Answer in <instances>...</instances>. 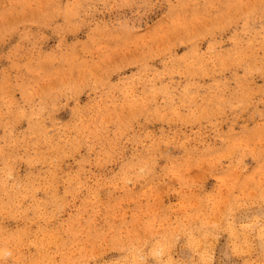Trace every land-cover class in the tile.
I'll use <instances>...</instances> for the list:
<instances>
[{"label":"rangeland","instance_id":"374dc122","mask_svg":"<svg viewBox=\"0 0 264 264\" xmlns=\"http://www.w3.org/2000/svg\"><path fill=\"white\" fill-rule=\"evenodd\" d=\"M225 3L219 0L218 7L223 10ZM8 7L9 0H0V11ZM134 12L139 13L141 30L113 33L101 42L106 51L116 49L104 89H85L71 99H61L57 111L45 112L39 119L28 115L0 119V144L15 139L20 155L27 148L28 158H36L13 166L23 198L18 202L3 198L7 209L0 211V257L9 258L14 247V264H106L119 255L113 247L120 234L133 241H149L169 264H264V246L258 238L264 228V120L253 115L254 109L238 119L226 112L218 117L215 131L207 120L145 123L143 118L132 122L127 131L125 120L145 98L152 99L153 89L160 91L165 85L177 106L181 100L188 103L182 90L190 83L197 85L191 89L196 96L193 108L212 107L221 95L233 100L253 92L258 93L253 98L259 99L264 93V72L241 80L244 68L225 63V70L220 71L217 61L215 73L193 76L185 72L153 80L166 64L183 69L191 61L231 56L238 49L229 38L239 25L206 34L203 25L210 21H194V17L215 15L204 0L179 4L173 0L171 5L167 0H137L131 9L113 10L94 19L108 21ZM41 31L45 38L36 34L33 39L43 52L51 49L50 62L39 65L45 74L65 73L76 57L84 58L88 27L57 35ZM18 39L14 36L10 43ZM16 75L9 72L7 79L0 78V87L24 106L21 92L12 87ZM165 99L163 94L156 95L149 109L164 107ZM260 108L264 110V105ZM186 111L181 109L182 114ZM117 113H123L120 120H116ZM161 128L181 140L194 137L188 150L161 145L153 152L151 176L122 183L126 169L139 165L135 154L144 155L128 138L136 141L146 133L160 137ZM118 130L123 132L119 139ZM0 167H4L2 161ZM169 169H174L170 177ZM134 217L140 218L135 226L122 232ZM195 228L201 231H190ZM176 237L179 242L168 247ZM190 237L198 242L195 251L185 246ZM225 255L231 260L226 262Z\"/></svg>","mask_w":264,"mask_h":264},{"label":"clouds","instance_id":"9594fccd","mask_svg":"<svg viewBox=\"0 0 264 264\" xmlns=\"http://www.w3.org/2000/svg\"><path fill=\"white\" fill-rule=\"evenodd\" d=\"M171 5L173 0H167ZM181 0H176L179 4ZM210 9L215 12L214 16L194 17L196 23H203L209 20L210 23L204 24L206 34L212 35L215 31H222L224 28L239 25L237 32L229 39L236 51L231 56L217 57V59H208L203 62H188L183 69L170 68L165 66L164 71L155 72L153 80L163 79L165 76L183 75L185 72L195 76L198 74L215 73L219 70H225V63L235 67L245 69V76L238 79L246 80L249 76L264 72V0H226L224 9L218 7L219 0H204ZM137 0H9V7L0 11V78L7 79L9 72H15L17 75L13 77L15 83L12 87L21 92L24 100V106L17 104L13 98L9 97L3 87H0V119L6 115L30 116L33 119H39L45 112L57 111L61 106V99H71L79 95L85 89L100 91L104 89L107 81L105 77L113 70L112 55L116 49L106 51L105 46L101 43L107 38H111L110 34L125 33L141 30V22L137 19L138 12L132 13L131 16H117L108 21H96L97 15L103 16L105 13H111L113 10L133 8ZM174 6V5H173ZM91 18V19H89ZM63 19V24L56 21ZM94 25V27L92 26ZM82 27H88L86 33L87 40L83 42L82 51L84 58H75L73 67L65 73L45 74L43 69L39 67L44 63L50 62L49 53L43 52L38 42L33 37L39 34L41 38H45L41 30H52L53 35H57L60 31L71 29L79 30ZM35 30V32H34ZM18 36L16 43H10L12 37ZM79 43V42H77ZM91 45L92 47H89ZM7 46V50L5 47ZM57 52L62 57L63 50L60 45H56ZM211 50V48H210ZM89 57L93 59L89 60ZM4 61H7L5 66ZM170 63V62H169ZM210 66V67H209ZM98 69L94 72L92 69ZM151 82V81H149ZM197 87L194 83L186 85L182 90V95L188 101L185 103L181 100L179 106L175 104V97L168 92V86L165 85L160 91L153 89L152 99L143 100L138 110L131 113L125 120L129 127L130 124L143 118L145 123H152L154 120L163 123L184 122L207 120L212 130L215 131L220 120L226 112H233L234 119H238L239 115L253 108L254 116H260L264 120V110L260 105H264V93H260L259 99H254L258 93L246 92L239 98L226 100L222 95L216 97V103L209 108H193L196 96L191 95V89ZM220 88V85H217ZM163 94L166 99L164 107L156 106L149 109V104L155 103V96ZM127 97L129 94L124 93ZM213 102L209 101V105ZM130 109L133 107L131 103L127 105ZM27 108V112H26ZM7 109V111H3ZM181 109H187L182 114ZM123 113L116 114V120H120ZM103 123V122H102ZM107 128V124H104ZM86 131H88L86 129ZM161 136L153 138L151 134L146 133L143 139L133 141L131 137L127 142L135 143L137 147L143 150L144 155L139 152L135 154L133 159L139 161L137 167L126 169L128 175L121 178V182L132 183L133 179L144 180L155 172V157L153 152L158 150L162 145L165 148H182L188 150L187 145L194 137L180 139L176 133L168 135L164 128L160 129ZM90 134H92L90 132ZM123 132L118 130L117 138H122ZM11 150V151H9ZM25 155H20L18 143L15 139L10 142L0 144V161L4 163V167H0V211L7 209L4 203V197H10L14 202H18L23 198L21 193V185L16 182L12 175L14 165L17 161L27 160L29 163L35 160V157L28 158L27 148L24 149ZM38 163L39 161L36 160ZM174 169H169V177ZM139 217H134L127 223V227L121 231L128 232V229L135 226ZM250 227H255L250 226ZM190 231H201L199 228L190 229ZM259 240L264 246V228H261ZM179 237L173 239L174 246L179 242ZM198 242L194 237H190L185 241V246L195 251ZM113 250L119 255L106 261V264H169V262L161 259V254L150 247L149 241L130 240L127 236L117 234L114 240ZM167 251V248H166ZM15 253L9 254V258L0 257V264H14L11 258ZM199 254V253H197ZM224 260L230 261L231 256L225 255Z\"/></svg>","mask_w":264,"mask_h":264}]
</instances>
